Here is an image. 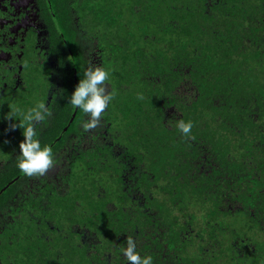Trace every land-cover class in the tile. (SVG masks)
I'll return each mask as SVG.
<instances>
[{
	"label": "trees",
	"instance_id": "16d2710c",
	"mask_svg": "<svg viewBox=\"0 0 264 264\" xmlns=\"http://www.w3.org/2000/svg\"><path fill=\"white\" fill-rule=\"evenodd\" d=\"M50 3L66 37L57 45L74 59L73 10L84 33L101 35L115 96L85 138L51 145L56 165L45 176L30 181L16 162L2 167L0 264H126L127 237L154 264H264V241L252 236L264 232V0ZM81 117L77 109L73 137ZM179 119L193 121L189 137ZM38 133L50 144L57 129ZM203 148L209 170L176 188L169 179L183 181L188 169L172 165L192 149L201 163ZM196 205L204 212L193 235Z\"/></svg>",
	"mask_w": 264,
	"mask_h": 264
},
{
	"label": "flooded vegetation",
	"instance_id": "af4514ba",
	"mask_svg": "<svg viewBox=\"0 0 264 264\" xmlns=\"http://www.w3.org/2000/svg\"><path fill=\"white\" fill-rule=\"evenodd\" d=\"M74 12L69 16V27L78 31L71 40L78 47L79 59H74L70 47L57 45V38L65 43L66 37L55 26L50 0H0V172L5 164L16 162L19 143L24 138L22 128L13 129V121L7 117L13 108L26 110L37 102H44L51 115L37 125V131L57 129L50 145L62 140L70 146L73 138L87 135L81 128V122L86 119L83 112L74 137L70 130L77 108L64 110L70 94L65 82L71 74L75 88L77 67L84 72L89 61L103 65L104 52L102 43L99 45L101 35L84 33ZM60 116H63L62 120L58 119ZM15 123L19 124V121ZM14 179H18V175L9 182ZM8 184L0 187V193Z\"/></svg>",
	"mask_w": 264,
	"mask_h": 264
},
{
	"label": "clouds",
	"instance_id": "9594fccd",
	"mask_svg": "<svg viewBox=\"0 0 264 264\" xmlns=\"http://www.w3.org/2000/svg\"><path fill=\"white\" fill-rule=\"evenodd\" d=\"M110 79L111 69L89 61L83 77L79 79L69 97L68 102L86 116L81 122L84 132L95 129L102 123L103 116L114 99L115 91L112 89ZM50 115L51 112L42 101L26 110L13 108L7 113V117L13 121L11 127L13 129L21 127L23 130L24 138L19 143L16 167L27 177H43L56 165L53 147L42 143L37 131V125L45 122ZM16 120L19 124L15 123ZM193 126L190 119H179L176 122L177 129L185 137L190 136ZM121 252L126 264H154L152 255H142L137 250L136 241L132 237L126 238V247L121 249Z\"/></svg>",
	"mask_w": 264,
	"mask_h": 264
},
{
	"label": "rangeland",
	"instance_id": "374dc122",
	"mask_svg": "<svg viewBox=\"0 0 264 264\" xmlns=\"http://www.w3.org/2000/svg\"><path fill=\"white\" fill-rule=\"evenodd\" d=\"M126 17V16H125ZM117 26L119 25L118 23L116 24ZM216 148H218V149H221V145L217 142L216 143ZM206 148H203V150H202V153L200 154V157H201V163H200V160H198L199 158V153H197L196 152V150L195 149H192V151H193V154L195 155V156H191V153H188L187 154V156H183V155H180V160H181V162H180V164H174V165H172V167L174 168V170L176 171V172H181V169L183 170V168H185L184 170H187L188 169V172H187V174L186 173H184V175H186V177L187 178H185L183 181L181 180H179V179H181V177L179 176L178 178H177V180H174L173 178H170L169 179V182H171V181H174V182H176V183H179V184H181L180 186H178V184H177V186L178 187H176V188H183L184 190L185 189H188V188H192L191 186H190V184L189 183H192L193 182V180H195V177L196 176H198L199 175V173H203V172H205L206 170L208 171L209 170V166H206L207 164L208 165H210L209 164V161H210V157H211V152L209 153V152H207L206 150H205ZM197 155V156H196ZM206 155V156H205ZM208 155V156H207ZM214 155V154H213ZM212 155V156H213ZM214 157V156H213ZM198 158V159H197ZM207 162V163H206ZM84 162L82 161V160H80V161H78L77 163H76V169L77 170H79V171H82L83 172V170L85 169V166H84V164H83ZM200 164V167H198V172H195V168L198 166ZM192 169V170H191ZM183 170V171H184ZM183 173V172H182ZM181 174V173H180ZM183 174H182V176H184ZM159 177H160V174H159ZM156 179V178H155ZM185 182H189L188 183V185L190 186V187H188L186 184H184ZM172 185H173V183H172ZM181 199H182V194L180 193L179 195H178V198H175V200H176V202H178L177 204H178V206L180 205V203L182 204V202H181ZM190 209L191 210H194L195 212H196V218H195V222H192V224H191V228L194 230V231H192L193 233V235H195L196 234V232L197 231H199V228H200V220H201V216H202V213L204 212V208L202 209V208H200L198 205H196V206H194L193 208L192 207H190ZM155 210V212L157 213L158 211H156V209H154ZM162 210V209H161ZM179 210V209H178ZM180 211V210H179ZM174 214V213H173ZM175 215V214H174ZM159 216H160V212H159ZM158 218V215H157V217H155V219H157ZM191 219V218H190ZM194 220V219H193ZM229 221H231V220H229ZM234 221H237V219H235ZM231 222V223H233V224H237L238 222ZM168 226L167 225H165V227H164V224H163V226H161V227H159L158 229H157V232L158 233H162L163 235H164V229L166 230V228H167ZM230 236V234L229 235H225V236H223V242L225 241V240H227V238ZM252 236L253 237H255V238H257L258 239V241H260V240H262V241H264V232L263 231H259V232H253L252 233ZM259 243H261V242H259ZM205 249V248H204ZM204 256V254L202 255V256H200L199 258L201 259L202 257ZM199 260V259H198ZM216 263H218V264H224V262L222 261V260H218V261H216ZM202 264H205V262L203 261L202 262ZM209 264H211V260H210V263Z\"/></svg>",
	"mask_w": 264,
	"mask_h": 264
}]
</instances>
